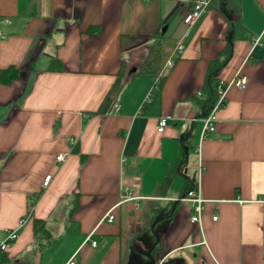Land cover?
I'll return each instance as SVG.
<instances>
[{
  "label": "crops",
  "instance_id": "0c3cea01",
  "mask_svg": "<svg viewBox=\"0 0 264 264\" xmlns=\"http://www.w3.org/2000/svg\"><path fill=\"white\" fill-rule=\"evenodd\" d=\"M194 1L0 0V70L19 71L0 82V242L18 234L7 264H151L154 244L157 264H264V0L240 1L246 36L211 74L233 12L210 0L188 27ZM159 40L161 69L139 75ZM238 76L246 86L203 137L211 94ZM125 188L139 198L119 203ZM189 188L205 199L200 222Z\"/></svg>",
  "mask_w": 264,
  "mask_h": 264
},
{
  "label": "built area",
  "instance_id": "2783aa9c",
  "mask_svg": "<svg viewBox=\"0 0 264 264\" xmlns=\"http://www.w3.org/2000/svg\"><path fill=\"white\" fill-rule=\"evenodd\" d=\"M210 4V0H195L192 4L191 8L185 14L183 18V22L191 27L194 25L198 19L206 12ZM5 34L2 30H0V38H4ZM262 36H258L254 39L256 43L260 42ZM184 43L178 42L173 55L167 60L164 64L162 70L164 71L167 67H171L175 64L176 59L181 55L184 50ZM247 83V78L245 76H238L231 82L220 80L215 88L216 100L215 102L207 109V113L204 116V125L202 130V136L205 137L209 132H213L215 130V122H216V110L218 107L224 104L227 96V92L231 86H237L238 88H244ZM197 94L202 95V92H197ZM167 125V117L163 116L159 119L158 130L163 132ZM67 153H59L57 155V160L62 162L65 160ZM52 176L48 175L45 178L43 183L44 187H47L51 181ZM139 197L134 196V192L132 189L125 188L121 194V202H125L132 199H138ZM191 204L192 210L194 213L191 216V220L193 222H200L201 215L204 210V202L205 199L201 196L200 192L196 188H189L185 196L181 198ZM108 219L112 221L115 218V215L112 213V209L107 214ZM218 216H214V219H217ZM18 234L15 230L8 231L7 237L0 242V254L7 251L12 243L16 240ZM96 244V241H93V245ZM164 260V259H163ZM163 260L158 263L162 264ZM66 264H78L75 258H71L68 260Z\"/></svg>",
  "mask_w": 264,
  "mask_h": 264
},
{
  "label": "trees",
  "instance_id": "16d2710c",
  "mask_svg": "<svg viewBox=\"0 0 264 264\" xmlns=\"http://www.w3.org/2000/svg\"><path fill=\"white\" fill-rule=\"evenodd\" d=\"M241 0H219V4L221 5V8L224 10H227L228 14L231 15V11L233 12V15L231 17V25H232V40L227 43V46L225 47V50L223 51L224 59H217L213 60L210 63L209 67V74L216 71L219 67L223 66L225 62L228 60L231 54L232 46H233V40L238 37H245L246 36V28L242 24V21L239 16V4ZM211 6V5H210ZM236 10V11H235ZM162 66V56H161V41L159 40L157 44L152 48L148 58L142 65V67L137 72L139 75H151L157 73ZM51 70H62V64L59 60L53 61L52 65L50 67ZM19 77V71L14 68L6 69V70H0V82L4 83H10L13 80L17 79ZM163 77V76H162ZM164 78V77H163ZM216 100L215 90L213 94H211L210 99L208 100L207 104L214 103ZM207 113V110H205L204 115ZM170 178H166L163 185L169 183ZM36 196L31 201L30 205V212H32L33 205L35 203ZM34 223V231L35 236L37 237H44L48 240H52V236L50 232L46 228L45 221L39 218L34 217L33 218ZM6 252H3L0 254V264H7L9 262V259L7 258ZM174 261H171L170 264H173Z\"/></svg>",
  "mask_w": 264,
  "mask_h": 264
},
{
  "label": "water",
  "instance_id": "95a60500",
  "mask_svg": "<svg viewBox=\"0 0 264 264\" xmlns=\"http://www.w3.org/2000/svg\"><path fill=\"white\" fill-rule=\"evenodd\" d=\"M225 13L227 14V10H225ZM156 222L153 223L152 228L155 226ZM155 246L156 244H154L153 246H151L150 248H148L146 251L143 252L150 259L151 264H157V259L153 256V251L155 249ZM174 264H183V263L178 261L175 262Z\"/></svg>",
  "mask_w": 264,
  "mask_h": 264
},
{
  "label": "rangeland",
  "instance_id": "374dc122",
  "mask_svg": "<svg viewBox=\"0 0 264 264\" xmlns=\"http://www.w3.org/2000/svg\"><path fill=\"white\" fill-rule=\"evenodd\" d=\"M236 11V10H235Z\"/></svg>",
  "mask_w": 264,
  "mask_h": 264
}]
</instances>
